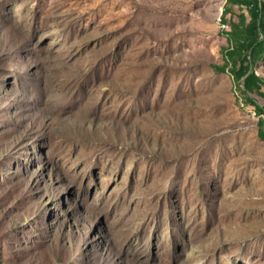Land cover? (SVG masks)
<instances>
[{"label":"rangeland","instance_id":"1","mask_svg":"<svg viewBox=\"0 0 264 264\" xmlns=\"http://www.w3.org/2000/svg\"><path fill=\"white\" fill-rule=\"evenodd\" d=\"M223 8L0 0V264H264V115L211 68Z\"/></svg>","mask_w":264,"mask_h":264},{"label":"trees","instance_id":"2","mask_svg":"<svg viewBox=\"0 0 264 264\" xmlns=\"http://www.w3.org/2000/svg\"><path fill=\"white\" fill-rule=\"evenodd\" d=\"M232 6L244 8L236 20L228 22L223 32L227 45L221 49V64H211L218 73L228 72L243 97L242 105H252L256 115H264V107L254 97H264V78L256 74L254 66L264 57V3L261 0H224V12ZM224 22V20H223ZM264 119L257 122V137L264 142Z\"/></svg>","mask_w":264,"mask_h":264},{"label":"bare ground","instance_id":"3","mask_svg":"<svg viewBox=\"0 0 264 264\" xmlns=\"http://www.w3.org/2000/svg\"><path fill=\"white\" fill-rule=\"evenodd\" d=\"M222 26H223V27H225V25H224V24H223Z\"/></svg>","mask_w":264,"mask_h":264}]
</instances>
